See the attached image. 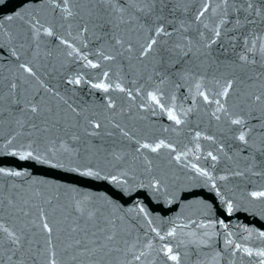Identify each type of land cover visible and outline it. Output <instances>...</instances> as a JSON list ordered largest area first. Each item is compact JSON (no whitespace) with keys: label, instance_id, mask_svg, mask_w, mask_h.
<instances>
[{"label":"water","instance_id":"water-1","mask_svg":"<svg viewBox=\"0 0 264 264\" xmlns=\"http://www.w3.org/2000/svg\"><path fill=\"white\" fill-rule=\"evenodd\" d=\"M143 4L0 0V264H264V0Z\"/></svg>","mask_w":264,"mask_h":264},{"label":"snow or ice","instance_id":"snow-or-ice-1","mask_svg":"<svg viewBox=\"0 0 264 264\" xmlns=\"http://www.w3.org/2000/svg\"><path fill=\"white\" fill-rule=\"evenodd\" d=\"M98 2H100V3H106L108 5H112L113 0H98ZM223 3L227 4L228 3V0H223ZM157 4L161 5L160 13L162 14L163 11H164V8L167 7V0H144L143 6L142 7H137L136 8V11L142 12L145 15H149L150 13H152V12H154L156 10V5ZM129 6H132V5H129ZM251 8H252V5L249 4L248 5V9H251ZM207 10H208L207 7H205L204 10L199 13L197 19H199L201 16H203L204 15V12L207 11ZM116 11L123 12L124 11V8L123 7L117 8ZM260 14H261L260 13V10L258 9L256 11V15L259 16ZM69 15H71V13H69ZM249 15H251V12L249 13ZM9 18H11V17H9ZM160 18H161L160 16L157 17V19H160ZM248 22L249 23H255V21H252V20H249ZM237 24L239 25V21H237ZM205 27H207V25H205ZM45 32L49 36L52 35L51 31H49V30H45ZM161 34H164V35H172V33L167 32L162 25L161 26H157V28L155 30V35L156 36H159ZM215 36H217V37L220 36V31L218 29L215 31ZM215 42H216L215 40H212L210 43H215ZM117 43H120V41L118 40ZM156 43H157V41L155 39H152L151 42L148 43L146 46H142V53H141V55H145V54H147V52L151 51L153 45L156 44ZM245 43H247V40H245ZM205 46L208 47V46H210V44H206ZM69 47H70V45H69ZM178 47H179V45H178ZM255 47H256V45L253 44L252 49H254ZM252 49H249V51H251ZM259 50H260L261 54H264V45H261ZM187 54L188 53H185V55H187ZM84 59H86V57H84ZM105 59H114V57L105 56ZM240 59L242 61H247L248 60V57L247 56H241ZM90 66L93 67V68L97 67V65L91 64V63H90ZM20 67L23 68L24 69V72L28 73L29 76L33 75L32 69L30 67H28L27 65H23L22 64V65H20ZM74 82L77 83V84L80 83L79 80H76ZM93 87L103 88L104 91H107L108 90L107 87H105L102 84H95V85H93ZM117 87L119 88V85H117ZM197 87H199V85H197ZM231 87H232V83H231V81H229L224 86V90H223V92L220 93V95L227 96L228 95V91H229V89ZM12 88L13 89L15 88V85L14 84L12 85ZM119 90L120 91H124L123 88H119ZM201 95H203V93H201ZM152 99H153V101H156V97L155 96H153ZM204 99L205 100H208V97L207 96H204ZM256 99L259 100L260 97L258 96V97H256ZM15 103H19V102L16 101ZM217 104H219V101H217ZM30 110L33 113H36L37 112V108L35 106H32ZM218 110H222V109L221 108H218ZM168 116H169V119L174 120L176 122V124H180L181 121L179 119H177L173 115V113L171 111H169ZM232 123L233 124H241L242 121H240V120H233ZM245 136H246V134L242 132L240 134V136H239L240 141L244 142L245 141ZM161 146L162 145H159L158 144L155 147H151L148 144H144L141 147H143V148H150L151 151L155 152ZM164 146L166 147V145H164ZM213 159H215V157H213ZM5 174H7V175H20V173H18V172L5 173ZM201 174L202 175H207V173H201ZM257 196L264 197V192H261V193H253V197H257ZM228 211L229 212L232 211L231 205H229ZM25 215H27V213H25ZM42 227H43V230L45 232L49 233V235L51 234L52 229L49 227V225L47 223H44ZM72 231L75 232L76 229L73 228ZM0 232L5 233L7 235L8 241L12 245H16L17 246V248H16L17 251L19 250L20 247H22V245H21V237L20 236H17L14 232L9 231L6 227H3V226H0ZM168 235H173V233L170 232ZM164 238L165 237L161 236V239H164ZM108 239L110 240V239H112V237L109 236ZM48 243L51 244V240H49ZM74 243H75V245L79 246V245H81L82 241L79 240V239H77ZM93 243H95V242H93ZM171 251H172V249L171 248H168L167 249V252L165 254L168 255V259L175 261L177 259V257L175 255H169L171 253ZM141 255H143V253H141ZM260 255H264V253H260ZM9 259H11V257H9ZM137 259H139V257H137ZM49 264H56L55 259L50 260L49 261Z\"/></svg>","mask_w":264,"mask_h":264}]
</instances>
